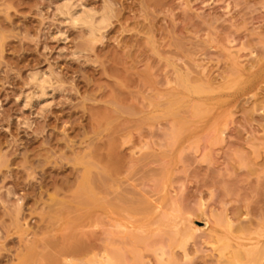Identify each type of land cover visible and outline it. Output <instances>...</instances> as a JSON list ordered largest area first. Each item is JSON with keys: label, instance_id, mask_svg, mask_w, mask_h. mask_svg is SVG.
I'll return each mask as SVG.
<instances>
[{"label": "rangeland", "instance_id": "obj_1", "mask_svg": "<svg viewBox=\"0 0 264 264\" xmlns=\"http://www.w3.org/2000/svg\"><path fill=\"white\" fill-rule=\"evenodd\" d=\"M64 2L0 0V264H264V0Z\"/></svg>", "mask_w": 264, "mask_h": 264}, {"label": "bare ground", "instance_id": "obj_2", "mask_svg": "<svg viewBox=\"0 0 264 264\" xmlns=\"http://www.w3.org/2000/svg\"><path fill=\"white\" fill-rule=\"evenodd\" d=\"M65 1V0H64ZM72 1V0H71ZM70 0H66V2H64V6H63V8L61 9V12L64 14V16L66 15L68 18H70L69 19V21H72L75 25L77 24H83L84 26H86L89 30H90V33H91V35H93V37L95 38L96 37V34H97V36H98V33L97 32H99L101 29H103V28H105L106 26H107V24L109 23V20H110V16H109V14L108 13H106L105 11H104V13L102 14V16L97 20V19H95V14L94 13H91L90 11H84V10H86V8L83 10H77V9H75L76 7V5H73V3L71 2ZM74 4H75V2H74ZM78 7H79V4H78ZM77 7V8H78ZM82 8H84V7H82ZM79 9V8H78ZM63 10V11H62ZM65 16V17H66ZM68 20V19H67ZM102 31V30H101ZM100 31V32H101ZM89 33V34H90ZM96 39V38H95ZM95 39H93V40H95ZM99 40V39H98ZM90 41V40H89ZM37 74H39V73H37ZM36 74V75H37ZM42 76V75H41ZM241 76V75H240ZM50 77V76H49ZM48 77V78H49ZM36 79V81L41 85V86H43L44 84H43V82L45 83V77H40V75H37L36 77H35ZM43 78H45V79H43ZM50 79V78H49ZM43 84V85H42ZM45 86V85H44ZM41 88V87H40ZM46 93V92H45ZM193 98V97H192ZM194 107V106H193ZM201 112V111H200ZM199 112V113H200ZM202 112H203V109H202ZM211 118V117H210ZM203 119V118H202ZM206 119V118H205ZM200 120V119H199ZM208 120V119H207ZM206 120V121H207ZM202 121V120H201ZM210 121V120H209ZM199 122V121H198ZM188 124H190V123H188ZM187 124V125H188ZM190 126V125H189ZM183 128V127H182ZM189 128V127H188ZM187 128V129H188ZM187 129H184V130H187ZM183 130V129H182ZM181 133V132H180ZM180 133H178L176 136H180L181 134ZM175 136V138H177ZM175 141H176V139H175ZM87 179V178H86ZM83 180V179H82ZM93 179L91 178V181H89L88 179L87 180H84L82 183H81V185L79 186V190H78V194L79 195H81V197H83V196H86V197H84L85 198V200H89L90 199V196H92V193H94V192H92V188H93V185L91 184V183H93V181H92ZM94 184V183H93ZM161 190L160 191H162V188H160ZM165 189V188H164ZM163 189V190H164ZM161 193V192H160ZM167 194V193H166ZM160 195H162V194H160ZM93 196H95V195H93ZM165 198L167 197L166 195L164 196ZM91 198H93V197H91ZM97 198H98V196H97ZM95 200H97L96 199V196H95V198H94ZM99 199V198H98ZM84 200V201H85ZM82 201L83 200H81V203H82ZM83 201V202H84ZM100 201V200H99ZM102 201H104V200H102ZM102 201H101V203H102ZM88 202H90V201H88ZM93 202V201H92ZM91 203V202H90ZM99 203V202H98ZM105 203V202H104ZM143 203H145V202H143ZM82 204H84V203H82ZM93 204V203H92ZM85 205H91V204H85ZM114 206H116L115 204H113ZM142 208L141 209H143L145 206L142 204ZM147 206V205H146ZM94 207V206H93ZM118 207V206H117ZM139 207V205L136 207L137 209H139L138 208ZM116 208V207H115ZM119 208V207H118ZM148 209L150 208V207H147ZM146 207H145V209H147ZM140 212H142V211H140ZM147 213H149V210H148V212ZM219 219V218H218ZM222 221H223V219H221ZM220 220V221H221ZM221 221V222H222ZM226 221V220H225ZM217 225H219V221L217 220ZM225 224L227 225V222H225ZM222 225H224V223L222 224ZM199 227V226H198ZM201 227V226H200ZM221 227H223V226H221ZM224 228H225V226H224ZM229 228V227H228ZM187 229V228H186ZM227 229V228H226ZM225 229V230H226ZM192 230V229H191ZM195 230H199L198 228L197 229H195ZM224 230V231H225ZM189 231V230H188ZM194 231H191V233H193ZM196 232V231H195ZM230 235V234H229ZM221 236V235H220ZM232 236V235H231ZM187 237V236H186ZM226 237V236H225ZM223 238H224V236H223ZM223 238H221V239H223ZM227 238V237H226ZM238 240V239H237ZM240 240V239H239ZM225 241H227L226 239H225ZM246 241V240H245ZM240 242H242V241H240ZM228 244V243H227ZM257 246V245H256ZM77 247V246H76ZM81 247V246H80ZM226 247H228V245L227 246H225V248ZM250 247V246H249ZM163 250V249H162ZM237 250H239V249H237ZM237 250L235 251V256H236V259H235V261L237 260V258L240 256L239 255V253H236L237 252ZM163 252V251H162ZM239 252V251H238ZM46 255V254H45ZM48 255V254H47ZM46 255V256H47ZM112 255V257L114 256L113 254H111ZM50 256V257H49ZM50 258V259H52V256L49 254L48 256H47V258ZM114 257H117V256H114ZM162 257H163V255L161 256V257H158V258H161L162 259ZM233 257H234V255H233ZM44 258V257H43ZM256 258H257V255H256ZM49 259V260H50ZM115 259V258H114ZM262 259V258H261ZM263 259H264V257H263ZM262 259V260H263ZM160 260V259H159ZM163 260V259H162ZM162 260H161V262H162ZM45 261V260H44ZM51 261V260H50ZM137 261V260H136ZM170 260L168 259V262H169ZM172 261V260H171ZM170 261V262H171ZM230 261V260H229ZM229 261H228V263H229ZM46 262V261H45ZM114 262H115V260H114ZM118 262V261H117ZM138 262V261H137ZM166 263V264H169V263ZM261 262V261H260ZM259 262V263H260ZM163 263H165V262H163ZM172 263V262H171ZM225 263V262H224ZM232 263V262H231ZM45 264V263H44ZM47 264V263H46ZM102 264H112L111 262L109 263V262H106V263H102ZM115 264H116V262H115ZM119 264V263H118ZM226 264V263H225ZM261 264V263H260Z\"/></svg>", "mask_w": 264, "mask_h": 264}]
</instances>
